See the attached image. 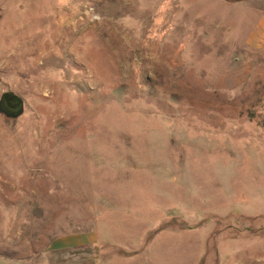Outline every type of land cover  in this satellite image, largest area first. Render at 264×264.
<instances>
[{
	"label": "rangeland",
	"instance_id": "obj_1",
	"mask_svg": "<svg viewBox=\"0 0 264 264\" xmlns=\"http://www.w3.org/2000/svg\"><path fill=\"white\" fill-rule=\"evenodd\" d=\"M264 0H0V264H264Z\"/></svg>",
	"mask_w": 264,
	"mask_h": 264
},
{
	"label": "water",
	"instance_id": "obj_2",
	"mask_svg": "<svg viewBox=\"0 0 264 264\" xmlns=\"http://www.w3.org/2000/svg\"><path fill=\"white\" fill-rule=\"evenodd\" d=\"M23 111V101L15 93L9 91L2 93L0 97V112L7 116H18Z\"/></svg>",
	"mask_w": 264,
	"mask_h": 264
},
{
	"label": "crops",
	"instance_id": "obj_3",
	"mask_svg": "<svg viewBox=\"0 0 264 264\" xmlns=\"http://www.w3.org/2000/svg\"><path fill=\"white\" fill-rule=\"evenodd\" d=\"M247 43L264 49V8L257 13L255 24L248 33Z\"/></svg>",
	"mask_w": 264,
	"mask_h": 264
},
{
	"label": "flooded vegetation",
	"instance_id": "obj_4",
	"mask_svg": "<svg viewBox=\"0 0 264 264\" xmlns=\"http://www.w3.org/2000/svg\"><path fill=\"white\" fill-rule=\"evenodd\" d=\"M5 92H9V91H5ZM4 93V92H3ZM2 95V94H1ZM1 95H0V97H1Z\"/></svg>",
	"mask_w": 264,
	"mask_h": 264
}]
</instances>
